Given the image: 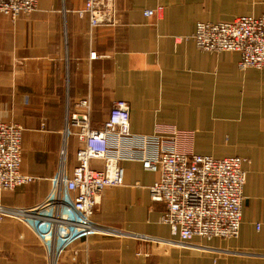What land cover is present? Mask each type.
<instances>
[{
	"label": "crops",
	"instance_id": "1",
	"mask_svg": "<svg viewBox=\"0 0 264 264\" xmlns=\"http://www.w3.org/2000/svg\"><path fill=\"white\" fill-rule=\"evenodd\" d=\"M83 4L37 0L15 19L0 13V121L21 126L20 172L34 178L0 192V206L31 208L61 170L71 174L74 135L60 167L67 104L89 96L100 127L123 100L132 134L171 125L193 131L197 154L248 160L239 235L179 242L150 197L158 173L120 160L123 183L104 187L94 207L100 232L60 264H264V69L240 70L237 52H205L190 38L199 21L264 15V0H114L115 23L96 28L76 15ZM44 254L24 223L0 215V264H46Z\"/></svg>",
	"mask_w": 264,
	"mask_h": 264
},
{
	"label": "built area",
	"instance_id": "2",
	"mask_svg": "<svg viewBox=\"0 0 264 264\" xmlns=\"http://www.w3.org/2000/svg\"><path fill=\"white\" fill-rule=\"evenodd\" d=\"M36 6L37 0H0V13L15 19ZM75 13L87 18L92 28L115 23L114 0H84ZM151 14L152 10L144 11L145 16ZM190 38L205 52H237L240 70L264 69V15L199 21ZM128 109L127 102L115 101L108 118L100 127H93L89 96L72 107L67 104L64 146L71 135L79 144L71 174L61 170L53 177L51 191L39 204L6 212L34 233L46 264H57L66 253L75 257L78 248L74 244L100 232L92 220L94 207L104 187L123 183L120 160L139 161L144 169L158 173L148 188L150 197L164 205L161 221L179 242L239 235L246 179L243 164L248 160L197 154L193 152V131L171 125L157 126L151 135L132 134ZM21 134L18 124L0 121V192L34 179L20 172ZM93 162H100L101 168Z\"/></svg>",
	"mask_w": 264,
	"mask_h": 264
},
{
	"label": "rangeland",
	"instance_id": "3",
	"mask_svg": "<svg viewBox=\"0 0 264 264\" xmlns=\"http://www.w3.org/2000/svg\"><path fill=\"white\" fill-rule=\"evenodd\" d=\"M65 146H64V142H63V145H62V155H61V157H60V159H61V161H60V167L61 166H63L64 165V167H65ZM9 210H11V208H6V207H3V206H0V215H5V214H7L6 212L7 211H9ZM97 225V224H96ZM98 226V225H97ZM103 230V229H102ZM105 231V230H104ZM106 232V231H105ZM69 256V257H71L70 259H74V260H76V257H73L72 256V254H70V253H66L65 255H63L61 258H60V260H59V262L57 263V264H60L61 262H62V260H64V258H65V256Z\"/></svg>",
	"mask_w": 264,
	"mask_h": 264
}]
</instances>
